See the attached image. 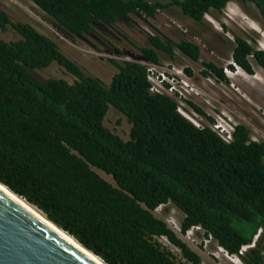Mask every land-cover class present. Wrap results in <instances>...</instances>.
<instances>
[{
	"label": "trees",
	"instance_id": "obj_1",
	"mask_svg": "<svg viewBox=\"0 0 264 264\" xmlns=\"http://www.w3.org/2000/svg\"><path fill=\"white\" fill-rule=\"evenodd\" d=\"M32 1L70 40L175 5L203 22L237 1L264 26V0ZM10 27L19 37L0 39L1 183L107 264H201V255L156 215L168 203L184 212L182 234L201 227L244 264H264V140H254L248 125L236 124L227 141L182 114L175 97L152 92L146 64L113 61L118 71L106 84L85 74L52 37L0 8V31ZM235 38V65L248 74L252 59L264 67V50ZM140 51L156 65L177 51L195 61L201 56L197 43L159 34H148ZM54 62L75 81L35 76ZM205 66L207 76L228 81L223 68ZM111 106L131 123L129 140L106 126Z\"/></svg>",
	"mask_w": 264,
	"mask_h": 264
},
{
	"label": "rangeland",
	"instance_id": "obj_2",
	"mask_svg": "<svg viewBox=\"0 0 264 264\" xmlns=\"http://www.w3.org/2000/svg\"><path fill=\"white\" fill-rule=\"evenodd\" d=\"M0 8L9 14L12 21L31 23L52 37L85 74L99 77L106 84L111 83L118 71L113 61L151 63L144 60L140 51V47L148 41V34L167 36L175 41L184 38L193 41L201 49L198 61L177 51L174 60L163 56L161 64L156 65L159 72L170 74L181 71L190 82L189 87L185 86L189 92L184 89L186 95L176 98L180 112L197 126L213 127L223 137L228 138L227 135L232 133L236 124L244 123L251 129L254 140H264V67L252 59L254 73L248 74L233 62L236 34L247 37L257 48L264 50V26L254 17L256 11L253 8L251 14L237 1H232L222 12L213 11L206 15L203 22H196L175 5L159 9L154 17L131 15L114 26L101 27L92 35L75 40L57 31L46 12L32 0H0ZM18 37L12 27L0 31V39L14 40ZM209 62L223 68L228 81L215 74L207 76L204 73L207 71L205 63ZM187 69H190V73ZM34 74L41 80L62 78L73 82L76 79L56 62L47 68L35 70ZM190 102L201 108L207 116L197 112ZM105 124L123 139L131 138V123L115 107H110ZM99 172L113 181L111 176ZM155 213L201 255V264H244L237 255L228 254L212 237H207L201 227H194L182 234L184 212L175 204H164ZM252 247L254 243L245 246L243 252Z\"/></svg>",
	"mask_w": 264,
	"mask_h": 264
},
{
	"label": "water",
	"instance_id": "obj_3",
	"mask_svg": "<svg viewBox=\"0 0 264 264\" xmlns=\"http://www.w3.org/2000/svg\"><path fill=\"white\" fill-rule=\"evenodd\" d=\"M0 184L9 189L5 184L1 182ZM9 190L14 193L11 189ZM14 194L25 200L18 194ZM26 202L32 205L28 201ZM50 222L57 226L52 221ZM58 228L61 229L60 227ZM61 230L67 233L63 229ZM68 235L71 236L70 234ZM71 237L74 238L73 236ZM78 243L84 249L90 251L80 242ZM90 252L93 253L92 251ZM93 254L99 257L95 253ZM0 264L98 263L0 189Z\"/></svg>",
	"mask_w": 264,
	"mask_h": 264
},
{
	"label": "built area",
	"instance_id": "obj_4",
	"mask_svg": "<svg viewBox=\"0 0 264 264\" xmlns=\"http://www.w3.org/2000/svg\"><path fill=\"white\" fill-rule=\"evenodd\" d=\"M146 66L148 67L149 73V80L152 84L151 91L157 93H166L171 95L175 98L185 96V91L189 90L185 88V86L190 85V82L187 78L182 75L181 71H176V73L172 72L168 74L167 72H159L158 67L156 64L147 63ZM158 72V73H157ZM228 138L223 137L225 140L229 141L232 139V134L229 133ZM243 252V249L241 253Z\"/></svg>",
	"mask_w": 264,
	"mask_h": 264
},
{
	"label": "bare ground",
	"instance_id": "obj_5",
	"mask_svg": "<svg viewBox=\"0 0 264 264\" xmlns=\"http://www.w3.org/2000/svg\"><path fill=\"white\" fill-rule=\"evenodd\" d=\"M0 189H2L4 192H6L11 197H13L15 200H17L23 206H25L29 211H31L33 214H35L37 217H39L41 220H43L45 223H47L50 227H52L54 230H56L59 234H61L63 237H65L67 240H69L71 243H73L75 246H77L80 250H82L84 253H86L89 257H91L93 260H95L98 264H105L99 257L95 256L90 251L84 249L74 238H72L67 233H65L61 229H59L57 226L52 224L41 211L37 210L32 205H29L22 198H19L18 196H16L14 193H12L9 189H7L2 184H0Z\"/></svg>",
	"mask_w": 264,
	"mask_h": 264
},
{
	"label": "clouds",
	"instance_id": "obj_6",
	"mask_svg": "<svg viewBox=\"0 0 264 264\" xmlns=\"http://www.w3.org/2000/svg\"><path fill=\"white\" fill-rule=\"evenodd\" d=\"M232 134V133H231Z\"/></svg>",
	"mask_w": 264,
	"mask_h": 264
}]
</instances>
